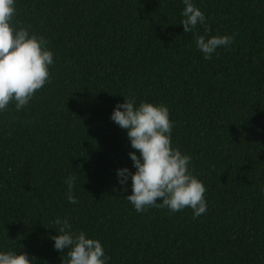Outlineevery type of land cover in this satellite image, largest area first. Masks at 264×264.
Instances as JSON below:
<instances>
[{
    "label": "trees",
    "instance_id": "trees-1",
    "mask_svg": "<svg viewBox=\"0 0 264 264\" xmlns=\"http://www.w3.org/2000/svg\"><path fill=\"white\" fill-rule=\"evenodd\" d=\"M192 2L205 24L184 33L181 0H16L14 22L44 36L54 63L27 106L0 113V249L61 264L49 238L61 217L108 264H264V0ZM205 28L233 37L208 60ZM124 97L167 106L206 213L126 200L115 172L135 170L134 150L109 118Z\"/></svg>",
    "mask_w": 264,
    "mask_h": 264
},
{
    "label": "clouds",
    "instance_id": "clouds-1",
    "mask_svg": "<svg viewBox=\"0 0 264 264\" xmlns=\"http://www.w3.org/2000/svg\"><path fill=\"white\" fill-rule=\"evenodd\" d=\"M184 5L180 25L184 33L192 32L197 25L205 24V15L192 0H181ZM16 0H0V113L10 104L21 110L33 98L34 92L50 82L49 68L54 63L48 41L29 27L14 22ZM231 35L195 36V46L205 60L211 59L218 48L232 43ZM110 120L125 130L130 148L128 156L135 169L117 168V182L126 190L131 181V194L126 200L137 213L149 207L166 208L174 213L190 208L195 219L207 212L202 181L193 174L190 156L171 145L173 123L166 105L126 99L117 103ZM67 201H78L73 195L75 177L66 181ZM264 198V189L260 190ZM157 198H161L157 202ZM56 235H50L54 250L65 253L61 264H108L109 257L98 239L81 231H74L67 218L57 217ZM66 250V251H65ZM0 264H36L21 250L0 249Z\"/></svg>",
    "mask_w": 264,
    "mask_h": 264
}]
</instances>
